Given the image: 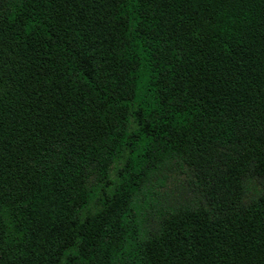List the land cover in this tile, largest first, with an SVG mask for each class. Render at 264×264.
Returning <instances> with one entry per match:
<instances>
[{
    "label": "trees",
    "instance_id": "1",
    "mask_svg": "<svg viewBox=\"0 0 264 264\" xmlns=\"http://www.w3.org/2000/svg\"><path fill=\"white\" fill-rule=\"evenodd\" d=\"M0 264H264V0H0Z\"/></svg>",
    "mask_w": 264,
    "mask_h": 264
}]
</instances>
